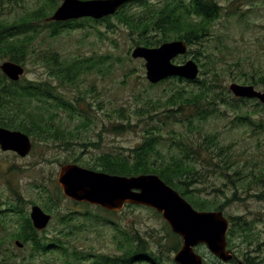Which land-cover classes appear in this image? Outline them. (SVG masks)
<instances>
[{"label": "rangeland", "instance_id": "rangeland-1", "mask_svg": "<svg viewBox=\"0 0 264 264\" xmlns=\"http://www.w3.org/2000/svg\"><path fill=\"white\" fill-rule=\"evenodd\" d=\"M15 1L13 6L7 4L0 8V22H15L27 11L35 10L43 5L46 0ZM220 1L223 5L222 15L214 22L213 35L202 44L198 42L188 45V52L178 56L174 61L182 63L189 58L195 59L196 50L203 53L205 51L204 55L200 56V62L195 59L200 65L199 78L210 79L213 72L219 73L223 86L227 88L222 90L223 94L225 93L223 96L226 97L220 98L217 104L218 111L207 120L199 122L196 121L199 120L198 118H193V121H196L195 125L201 127L200 132L189 130L184 122L170 120L166 125L170 129H175L177 133H181L187 140V144L199 143L206 133H211L215 134L218 145L225 148L226 152L219 158L232 163L228 171L231 175L227 178L218 167L195 160L199 175H193V177L197 176V181L190 188L191 197L194 200L208 199L212 205H221L227 201V198L233 197L234 199L227 202L223 208L225 215L228 218L242 215L253 219L255 231L259 235H255V241L251 245L242 242L241 237H235L236 247L230 248L246 264L245 257H248L252 264H264V200L257 196L263 186L254 183L248 194L242 190V185L246 186L251 181L252 175L262 177L261 174H264V128L262 126L264 104L253 99L236 102V97L229 89L233 82L254 84L251 81L254 78L259 80V83L254 85L264 91V0ZM60 4L61 0H59ZM235 8H238L237 14H230L229 11ZM36 46L50 55L59 53L62 61L88 55H94V57L111 55V59L104 60L106 75L99 72H83L79 74L81 78L77 85L60 87L71 99L76 95H84L91 100L102 102L110 111L113 105H127L133 110L142 106L147 107L145 104L147 99H165L171 91L176 90V87L185 86L188 89H194L198 86V83L180 81L178 77H169L158 83L149 82L146 77L145 60L132 57L136 44L130 35L123 30L108 29L106 22L96 23L95 27L88 24L83 28L65 30L57 38L47 36L45 39L39 38ZM6 60L10 59L0 57V64ZM43 65L39 60L29 59L22 77L40 80L50 78L48 68ZM247 113L248 119L237 118ZM44 114L48 119L44 124L48 122L57 128L62 126L67 130L65 131L67 136H70V133H74L75 136L70 137L72 142L67 146L64 143L59 144L60 141L52 138H44V136L49 137L48 134L44 136L41 134L43 137L37 134L31 135L34 147L26 157L0 148V239L4 238L2 243L0 241V264H64L67 260L61 252L39 255L32 250L30 243H24L25 246L20 248L16 245V240L23 242L20 238L10 240L9 233L18 232L22 223L20 215L14 211V191L21 193L22 198L27 200L28 203L25 204L21 201L23 203L21 206L24 205L28 213L34 204L40 205L47 211L45 206L48 204V193L41 184H46L55 191L56 184L52 183V179L57 181L62 163L92 165V159L103 152L137 146L144 139V130L147 128L143 119L134 116L137 127L129 130L126 128L121 133H113L102 126L105 121L108 122V118L100 111V117L94 118V122L88 128H79L81 125L78 117L72 118L65 111H59V115L54 118L48 116V110ZM157 125L161 127L162 124L159 121ZM170 129L163 131L164 138L167 140L162 142L161 148L165 152L171 148L173 151L178 150L169 139ZM83 142H98L99 146L90 144L84 146ZM204 146L206 147L207 144ZM212 150V155L218 153L214 151V148ZM200 151L199 158L204 159L209 156L204 149ZM213 159L217 160L214 157L209 158V160ZM237 186H240L238 198L234 196ZM51 205L49 202V206ZM57 210L62 213L70 210L80 211L74 214V224L78 228H73L74 233L63 239L69 245L81 249L92 246L96 251H114L116 242L113 240V235L116 233V226L114 227L112 220L126 228H136L148 236L154 234V238L162 237L165 245L170 239L165 228L166 221L151 207L127 206L121 212H117V215H112L93 206L88 208L80 203L75 205L73 200L65 198L60 200L59 208L54 209V211ZM82 210H89L91 214L98 216L97 219L85 215L81 212ZM49 213L53 215V219L45 229V235L54 236L62 229L67 230L66 224L60 219V213L56 215L52 211ZM40 234L43 235V233ZM149 238L151 240L152 237ZM152 246L158 254L162 255L165 264H177L174 260L177 250L172 251L168 248L164 251L160 250L156 242L152 243ZM196 250L205 258L207 264H221L220 261L214 260L215 256L205 245H199ZM13 254L15 255L12 256Z\"/></svg>", "mask_w": 264, "mask_h": 264}, {"label": "trees", "instance_id": "trees-1", "mask_svg": "<svg viewBox=\"0 0 264 264\" xmlns=\"http://www.w3.org/2000/svg\"><path fill=\"white\" fill-rule=\"evenodd\" d=\"M14 2L16 1L0 0V8L7 4L13 6L15 5ZM58 5L59 0H46L43 5L35 10L27 11L15 22H0V57H8L10 60L23 65H26L29 59L39 60L48 68L50 74V78L42 80L22 77L19 81H13L0 70V125L21 130L30 136L37 134L43 137L48 134L49 137L44 136V138H52L55 141H60L59 144L64 143L68 146L72 142L70 137L75 136V134L70 133V136H67V130L63 129L62 126L57 128L48 122L44 124L48 120L44 114L46 110H48L50 118L59 115V111L67 112L72 118L78 117L81 125L79 128H88L94 122V118L100 117L99 111L103 112L108 118V122L105 121L102 126L113 133H121L126 128L129 130L137 127V122L133 119L136 116L138 119H143V122L147 124L142 142L132 148L103 152L92 159V165H84L112 174L127 176L156 173L195 207L201 210L223 209L227 202L234 199L233 197L227 198V201L221 205H212L208 199L196 198L194 200L191 197L190 188L197 181L199 175L195 160L218 167L227 178L231 175L228 171L232 167V163L219 158L226 152L225 148L218 145L215 134L211 133H206L199 143L187 144V140L181 133H177L175 129H170L166 125L170 120L184 122L189 130L200 132L201 127L196 126L195 122L207 120L214 115L218 111L217 104L221 100L220 98L226 97L223 96L225 93L223 94L222 90L227 88L223 86L219 73L213 72L210 79L186 80L198 83V86L194 89H188L185 86L176 87V90L171 91L165 99H147L145 101L147 107L142 106L133 110L127 105H113V109L110 111L105 108L102 102L95 99L91 100L84 95H76L71 99L60 87L62 85H77L81 78L79 74L83 72H99L106 75L104 67L106 61L104 60L111 59V55L96 57L88 55L62 61L59 53L55 52L57 54L50 55L45 50H39L36 46L39 38L45 39L46 36L57 38L65 30L83 28L88 24L95 27L96 23L101 22H106L107 28L112 31L123 30L127 32L136 45L158 46L165 41L174 39H184L189 45L198 42L202 44L204 40L213 35L214 22L222 15L223 5L221 1L130 0L114 15H109L101 20L81 18L67 21H47V17L53 13ZM130 6H132L131 9ZM237 10L238 8H235L229 12L236 15ZM96 29L100 30L99 28ZM204 53L196 50L194 58L200 62ZM179 80L185 81L183 78H179ZM251 81L254 84L259 83L258 79L252 78ZM235 101L240 102L244 99L236 98ZM193 118L199 120L193 121ZM237 118L246 120L248 113L239 115ZM159 121L162 124L161 127L157 125ZM262 126L264 128V124ZM165 129H170L171 136L169 139L172 140L178 150L173 151V148L167 152L162 150L161 144L167 140L163 133ZM88 144L99 146L98 142L82 143L84 146ZM205 144H207L206 147ZM212 148L218 152L216 155H212ZM201 149H204L209 156L204 159L199 158ZM213 157L217 160H209ZM194 174L197 176L193 177ZM261 175L262 177L252 175L251 181L246 186L242 185V190L248 194L254 183L261 185L263 188L257 196L264 200V174ZM52 183L56 184L55 191L46 184H41V187L48 193V204L45 208L55 215L60 213V219L66 224L67 230L62 229L54 236L45 235V229L37 230L26 211L27 209L24 205L21 206L23 203H28L27 200L22 198L21 193L14 191V211L20 215L22 223L18 232L9 233L10 240L20 238L24 243H30L32 250L39 255L61 252L67 259L64 264H165L162 255L153 249L152 243L156 242L158 248L160 247V250L163 251L165 248L176 251L181 246L180 236L171 230L167 222H165V228L170 239L165 245L162 242V237L154 238V234L148 236L136 228H126L119 225L114 220H112L114 227L116 226V233L113 235V240L116 242L114 251H96L92 246L81 249L69 245L63 238L71 236L74 233L73 228H78L74 224V214L80 213V211L70 210L65 213L59 210L54 211V209L59 208L60 200L65 199V197L58 182L52 179ZM239 188L240 186H237L234 193L236 198H238ZM49 202L52 204L51 206H49ZM30 203H34V201H30ZM84 206L90 208L89 205L84 204ZM99 209L117 215L116 212L103 208ZM81 212L87 216L90 215L92 218L98 217L91 214L89 210H82ZM156 214L161 216L157 211ZM230 219L229 247H236L235 237H241L242 242L246 244H253L255 235H259L255 231L253 219L242 215H234ZM149 237H152L151 240ZM2 239L4 238L0 239L1 243ZM245 259L247 264H252L248 257Z\"/></svg>", "mask_w": 264, "mask_h": 264}, {"label": "water", "instance_id": "water-1", "mask_svg": "<svg viewBox=\"0 0 264 264\" xmlns=\"http://www.w3.org/2000/svg\"><path fill=\"white\" fill-rule=\"evenodd\" d=\"M129 1L61 0L47 20L67 21L84 17L103 19L115 14ZM188 45L184 39L165 41L158 46L136 45L132 57L146 60V77L151 83L169 77L195 80L200 74V66L195 59L189 58L182 63L174 61L188 52ZM0 69L14 81L20 80L25 74V67L12 60L4 61ZM229 89L236 97L258 98L264 104V92L253 84L233 82ZM0 147L3 151H13L26 157L32 150L33 142L21 130L0 126ZM57 180L64 195L75 201L88 202L112 212H121L126 204H131L151 207L161 213L172 231L182 238L181 247L174 257L178 264H205L204 257L196 250L201 244L224 263L246 264L229 248L231 221L224 210L195 208L159 174H112L70 162L60 166ZM30 216L38 230L47 228L52 219V215L38 204L31 207ZM16 245L22 247L24 243L16 240Z\"/></svg>", "mask_w": 264, "mask_h": 264}, {"label": "flooded vegetation", "instance_id": "flooded-vegetation-1", "mask_svg": "<svg viewBox=\"0 0 264 264\" xmlns=\"http://www.w3.org/2000/svg\"><path fill=\"white\" fill-rule=\"evenodd\" d=\"M248 83H250V82H248ZM256 85V84H255ZM237 99H239V98H241V99H244V100H246V99H253V100H258L259 102H260V100L258 99V98H248V97H236ZM113 151H115V150H113ZM108 152V151H107ZM93 169H95V168H93ZM128 206V205H127ZM214 260H216V261H220L221 262V264H227V263H224L221 259H219V258H217V257H215V259ZM233 262H235V259H233L232 260ZM205 264H207L206 262H205Z\"/></svg>", "mask_w": 264, "mask_h": 264}]
</instances>
